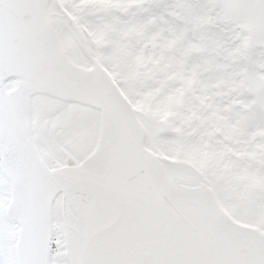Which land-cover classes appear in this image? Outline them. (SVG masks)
<instances>
[{
	"label": "snow or ice",
	"instance_id": "1",
	"mask_svg": "<svg viewBox=\"0 0 264 264\" xmlns=\"http://www.w3.org/2000/svg\"><path fill=\"white\" fill-rule=\"evenodd\" d=\"M0 264H264V0H0Z\"/></svg>",
	"mask_w": 264,
	"mask_h": 264
}]
</instances>
